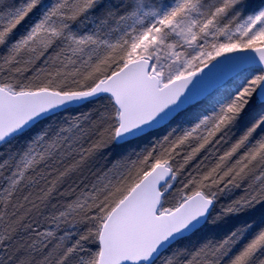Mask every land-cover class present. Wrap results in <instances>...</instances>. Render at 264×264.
I'll return each mask as SVG.
<instances>
[{
  "label": "snow or ice",
  "instance_id": "obj_1",
  "mask_svg": "<svg viewBox=\"0 0 264 264\" xmlns=\"http://www.w3.org/2000/svg\"><path fill=\"white\" fill-rule=\"evenodd\" d=\"M0 9V264H264V0Z\"/></svg>",
  "mask_w": 264,
  "mask_h": 264
},
{
  "label": "trees",
  "instance_id": "obj_2",
  "mask_svg": "<svg viewBox=\"0 0 264 264\" xmlns=\"http://www.w3.org/2000/svg\"><path fill=\"white\" fill-rule=\"evenodd\" d=\"M13 2H15V0H4V3L5 4H7V3H13ZM114 2H119V0H114ZM0 10H2V9H0ZM90 107H91V105H85L83 108L79 109V111H87ZM175 126L176 125H173V127H175ZM183 126L186 127L187 125H183ZM164 134H166V132L164 130V127L161 126V129L156 130V135L153 136L151 139H152V141H155L157 139V137H162ZM233 195L234 196H239V195H242V192L237 191ZM43 227H47V225H43Z\"/></svg>",
  "mask_w": 264,
  "mask_h": 264
},
{
  "label": "water",
  "instance_id": "obj_3",
  "mask_svg": "<svg viewBox=\"0 0 264 264\" xmlns=\"http://www.w3.org/2000/svg\"><path fill=\"white\" fill-rule=\"evenodd\" d=\"M207 71V70H206Z\"/></svg>",
  "mask_w": 264,
  "mask_h": 264
}]
</instances>
